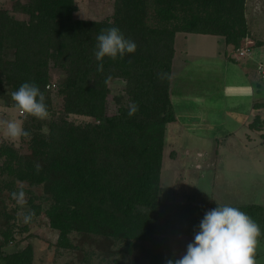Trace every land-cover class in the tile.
<instances>
[{
	"label": "trees",
	"instance_id": "obj_1",
	"mask_svg": "<svg viewBox=\"0 0 264 264\" xmlns=\"http://www.w3.org/2000/svg\"><path fill=\"white\" fill-rule=\"evenodd\" d=\"M18 6L28 20L0 10V100L6 84L13 93L25 82L34 83L44 93L49 113L54 100L49 89L56 86L49 76L53 64L63 71L57 84L62 112L51 120L48 134L41 132V120L30 116L24 128L30 135L24 138L30 139L32 157L21 158L2 143L1 173L35 186L46 184L52 195L46 215L61 244L74 230L83 229L130 247L147 244L149 264L179 258L172 239L194 236L205 212L213 208L168 204L161 197L166 131L176 121L171 100L174 42L178 33L217 37L224 64L238 65L230 50L239 53L244 40L256 43L249 51L264 48L261 7L254 9L252 0H117L116 20L97 22L76 18L75 0H29ZM110 27L134 40L137 50L105 57L101 69L94 55L97 36ZM262 80L264 74L260 87ZM115 81L124 84L125 95L113 96L115 112L109 116L110 84ZM131 104L138 111L129 116ZM261 107L256 103L252 109ZM72 115L98 123L76 125L68 121ZM37 157L41 166L34 164ZM17 162L27 171L18 169ZM11 185L4 184L12 190ZM40 209L36 207V214ZM240 209L257 224L264 216L256 206ZM0 236V264H29L31 250L4 249L14 239L11 229L0 230Z\"/></svg>",
	"mask_w": 264,
	"mask_h": 264
},
{
	"label": "rangeland",
	"instance_id": "obj_2",
	"mask_svg": "<svg viewBox=\"0 0 264 264\" xmlns=\"http://www.w3.org/2000/svg\"><path fill=\"white\" fill-rule=\"evenodd\" d=\"M79 6L76 18L97 22H114L117 0H75ZM29 0H0V10L8 11L19 20H28L18 5ZM254 9L261 7L263 14L259 24L264 25V0H252ZM254 17V12H253ZM256 20V18L254 17ZM262 35L261 30H256ZM213 36L178 33L175 39L173 67L174 88L172 103L176 121L167 127L162 169V200L168 204H205L215 208L230 205L238 208L256 206L264 214V107L251 109L246 121L240 123L249 107L256 103L264 105V48L247 49L237 53L230 50V57L238 61L224 64L221 52L223 44ZM244 47L255 46L251 39L243 41ZM256 47V46H255ZM249 54V55H248ZM49 68L51 95L54 96L49 115L41 120V132L49 131L62 112L58 97V83L62 72ZM243 72V74L241 73ZM263 72V74H262ZM248 74L249 84L244 77ZM255 81V83H253ZM250 85V86H249ZM260 88H258V86ZM112 93L108 98L107 115L115 112L114 95H125L124 84H110ZM5 96L0 100V121L20 120L23 127L30 122V115L21 114L10 99L12 89L3 86ZM57 112L58 115L55 114ZM198 119V120H196ZM200 119V120H199ZM69 122L76 125H96L93 118L72 115ZM6 143L16 149L18 156H33L30 139L20 137L11 140L0 126V146ZM42 165V160L34 159ZM15 165V164H14ZM4 167L0 158V180L9 181L11 187H0V230L11 229L13 241L4 246L8 253L32 251L29 264H149L148 245L128 246L121 240L113 241L106 235H91L81 229L74 230L68 240L61 244L59 232L50 227L46 210L52 195L45 183L32 185L17 176L8 178L1 173ZM16 167L23 169V163ZM4 188V189H3ZM24 193L23 202L13 193ZM40 213L36 214V207ZM28 216L30 219H25ZM261 235L257 239L256 264H264V216L258 223ZM193 236L172 239L173 250L180 257L186 251ZM2 238L0 236V244Z\"/></svg>",
	"mask_w": 264,
	"mask_h": 264
},
{
	"label": "clouds",
	"instance_id": "obj_3",
	"mask_svg": "<svg viewBox=\"0 0 264 264\" xmlns=\"http://www.w3.org/2000/svg\"><path fill=\"white\" fill-rule=\"evenodd\" d=\"M136 50L134 40L126 38L118 27H110L97 36L94 55L100 62L98 67L102 69L105 57H124ZM12 99L21 114L40 119L49 115L45 95L34 83H23L12 93ZM137 111L138 106L131 104L128 114L132 116ZM0 126L11 140L30 135L20 120L0 121ZM17 195L23 202L24 193H13L14 197ZM260 235V226L240 208L217 204V207L205 212L184 254L168 259L166 264H256L255 251Z\"/></svg>",
	"mask_w": 264,
	"mask_h": 264
},
{
	"label": "crops",
	"instance_id": "obj_4",
	"mask_svg": "<svg viewBox=\"0 0 264 264\" xmlns=\"http://www.w3.org/2000/svg\"><path fill=\"white\" fill-rule=\"evenodd\" d=\"M241 73L243 74V72H241ZM248 76H249L248 74H244V77H245V79L247 80L246 82L249 84V82L251 83L252 81L249 80V77H248ZM253 83H255V81H253ZM249 86H250V85H249ZM250 108H251V109L253 108V104L249 107V109H248V113L246 114V116L243 118V120H242L240 123H244V122L246 121L248 115H249L250 112H251V111H249ZM196 120H198V119H196ZM199 120H200V119H199Z\"/></svg>",
	"mask_w": 264,
	"mask_h": 264
},
{
	"label": "built area",
	"instance_id": "obj_5",
	"mask_svg": "<svg viewBox=\"0 0 264 264\" xmlns=\"http://www.w3.org/2000/svg\"><path fill=\"white\" fill-rule=\"evenodd\" d=\"M244 49H247V52L251 55V53L249 52V47H245ZM244 49H242V50H244ZM242 50L240 51L241 52L240 54H243ZM262 74H263V72H262Z\"/></svg>",
	"mask_w": 264,
	"mask_h": 264
}]
</instances>
